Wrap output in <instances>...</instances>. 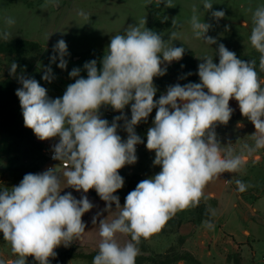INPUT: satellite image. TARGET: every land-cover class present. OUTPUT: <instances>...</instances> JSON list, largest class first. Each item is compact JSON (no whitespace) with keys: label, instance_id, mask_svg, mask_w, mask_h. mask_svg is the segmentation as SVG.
<instances>
[{"label":"clouds","instance_id":"clouds-1","mask_svg":"<svg viewBox=\"0 0 264 264\" xmlns=\"http://www.w3.org/2000/svg\"><path fill=\"white\" fill-rule=\"evenodd\" d=\"M157 2L172 7L171 0ZM212 5L204 0L203 8L209 10ZM52 6H59L58 0H52ZM196 11L194 6L189 21L195 38L215 44V38L205 35L211 25L201 22ZM78 14L89 19L83 12ZM211 15L218 21L225 13L220 10ZM5 23L11 26L15 21L6 18ZM145 23L142 19L139 25H129L122 34L111 36L101 67L97 68L95 59L84 63L86 78L80 76L81 69L73 68L69 77L75 82L66 87L62 97L50 98L37 80L23 73L17 75L18 65L10 64L9 75L21 85L15 95L24 126L41 141L58 138L51 158L62 164L63 171L56 166L28 173L18 185L0 189V233L18 257L0 259V264H26L28 256L38 264H50L49 258L56 256L54 249L68 247L82 237L85 223L81 217L94 205L84 195L80 199L70 192L61 195L65 187L83 193L95 189L105 202L104 211H110L113 204L119 209L112 219L99 220L100 242L92 264H136L141 239L161 231L177 212L198 206L202 198L210 199L211 195H204L210 181L225 172H239L249 156L264 149V80L258 76L256 61L238 59L219 44L218 64L211 56L199 58L203 61L198 65L199 83L168 86L154 100L157 89L153 78L165 75L166 62L179 61L185 49L166 44ZM252 24L250 43L260 53L259 68L264 71V6L252 13ZM0 35L5 41L11 38L6 30ZM176 36L172 32L169 39ZM52 52L42 75L49 83L55 79L51 63L59 60L57 67L66 69L65 57L69 55L63 39L53 45ZM232 98L255 129L250 135L254 143L242 144L238 154L222 146L215 132L218 124L226 125L230 120ZM130 102L129 119L123 110ZM102 106H110L120 115L109 123L101 118ZM153 109L155 117L146 133L145 148L154 151L153 165L161 170L140 181L121 206L114 195L124 184L118 170L136 163V145L143 140L135 126L146 122ZM118 127L127 133L125 140L117 134ZM237 127L243 125L238 122ZM235 184L240 193L249 187L239 179ZM209 212L215 215L214 209L209 208ZM99 215L93 217V224ZM202 226L215 227L210 220L203 221ZM117 234L131 239L121 244Z\"/></svg>","mask_w":264,"mask_h":264},{"label":"rangeland","instance_id":"rangeland-1","mask_svg":"<svg viewBox=\"0 0 264 264\" xmlns=\"http://www.w3.org/2000/svg\"><path fill=\"white\" fill-rule=\"evenodd\" d=\"M208 2L213 4L209 10L203 8L204 0H171L172 7H165L157 0H58L59 6H52V0L27 2L0 0V33L6 30L11 33V38H23L0 42L6 44L1 45L4 49L0 50V86L5 82L3 88H8L5 92H2V88L0 90V122L3 123V120L5 122L4 126L0 127V166L8 169L15 177L33 173L43 167L46 160V155L43 153L45 142L50 146L58 143V138L41 141L31 129L24 126L19 99L15 95V91L21 85L15 76L9 75L10 64L15 62L18 65L17 75L23 73L37 80L47 89L50 98L62 97L66 87L75 82V78L69 77V72L73 68L81 69L80 76L86 78L87 73L83 70V65L95 59L99 69L111 36L122 34L129 25H139L142 19L146 21L145 27L160 34L166 44L172 43L173 47L185 49L179 61L166 62L165 75L153 78V84L157 89L154 100L159 99L168 86L199 83L198 65L203 62L199 58L208 56L214 58L219 44L235 52L238 59L246 62L255 60L258 76L264 80V71L259 68L260 53L250 43L252 13L257 7L264 6V0H208ZM194 6L200 21L211 25L205 35L215 38L217 41L215 44L208 45L203 39L195 38L189 23ZM220 10L224 11L225 16L217 21L211 13ZM80 12L85 13L89 19L79 15ZM6 18H12L15 23L11 26L7 25ZM172 32L177 33L175 40L169 39ZM2 39L0 35V40ZM61 39L66 42L69 53L65 57L68 61L67 67L63 70L57 67L59 60L51 63L55 79L49 83L42 79L43 69L50 64L53 45ZM188 73L192 74L186 75ZM131 103L123 110L129 119ZM6 110L10 111L11 121L6 120L10 118L9 116L3 118L2 113ZM99 111L101 118L108 120L109 123L115 116L120 115L119 111H114L110 106H102ZM155 112L156 109H153L146 122L142 121L135 126V132L142 140H146V133L152 126ZM118 123L122 124L123 121ZM117 133L127 138V133L122 128L118 127ZM148 152L145 145H140L135 153L136 163L125 165L118 170L124 179V184L114 195L119 198L122 196L129 177L142 175L143 179H146L158 173V166L153 165L155 153L152 151L147 155ZM41 172L43 171L39 173ZM68 192L76 199H80L82 195L86 196L94 207L81 217L82 222L85 223L82 237L74 240L68 247L61 245L55 251V258H49L50 264H92L100 242L99 220L106 217L112 219L119 209H115L113 204L110 211H104L105 202L99 198L95 189L83 193L82 190L78 192L66 187L60 194ZM97 213L100 215L97 217V223L93 224V217L97 216ZM157 236L158 234L147 239L149 246L152 247L153 242L157 241ZM130 239V236L117 234V240L121 244ZM147 240L141 239L138 245L140 252L136 257V264H174L175 260L180 264L184 261V264H188L191 261L190 258H176L175 255L168 257V255L144 253L142 249L149 247L146 246ZM254 262L262 264L263 258L258 254ZM26 264H38V262L34 258H29Z\"/></svg>","mask_w":264,"mask_h":264},{"label":"crops","instance_id":"crops-1","mask_svg":"<svg viewBox=\"0 0 264 264\" xmlns=\"http://www.w3.org/2000/svg\"><path fill=\"white\" fill-rule=\"evenodd\" d=\"M13 39L23 38H10V40ZM3 41L5 40H0V42ZM229 107L234 110L230 120L226 125L218 124L215 132L222 146L230 147L234 153L238 154L242 144L254 143L250 135L255 129L248 119L236 118L240 110L234 98L229 100ZM238 122L243 127H237ZM145 144L146 140H143V143L136 145V149ZM46 146L52 148L45 142L44 148ZM151 152L149 151L147 155ZM146 159H148L147 156ZM57 167L59 171H63V168ZM45 170L43 165L33 174ZM160 170L158 166V172ZM22 178L23 176L15 177L8 169L0 166V189L16 186ZM131 179L142 181L143 177L137 175L127 179L123 194L119 198L121 206H123L126 187ZM237 179L249 185L245 192L237 191L235 184ZM64 189L66 187L62 190ZM204 195L205 197L211 195V198H202L198 206L177 212L171 220L167 221L162 230L156 233L158 239L153 242L152 247L149 246L148 240L156 234L146 241V246L149 247L143 250L144 253L190 258L191 261L187 262L188 264H249L250 262L255 264L254 260L259 254L264 264V149H259L249 156L247 164L239 172H225L210 181L204 189ZM209 208L215 210V215L209 212ZM205 220H210L215 227L213 229L203 227L202 222ZM16 258L18 257L13 255L8 242L3 240V235H0V259ZM29 258L34 257H26V263ZM174 264L180 263L175 260Z\"/></svg>","mask_w":264,"mask_h":264},{"label":"trees","instance_id":"trees-1","mask_svg":"<svg viewBox=\"0 0 264 264\" xmlns=\"http://www.w3.org/2000/svg\"><path fill=\"white\" fill-rule=\"evenodd\" d=\"M13 40H18V39H13ZM4 42H6V41H4ZM1 45H6V44H0V50L2 49H4ZM235 53V52H234ZM213 63H216V64H218L219 63V56H218V54L216 53V56L213 58ZM3 85H5V82H3L2 84H1V86H0V90H1V88H2V92H5V91H7L8 90V88L6 89V87L5 88H3ZM7 87H8V85H7ZM3 114V118H5V117H7V116H9L10 118H8V119H6L7 121H11L12 119H11V115H10V111H5V112H3L2 113ZM2 117V116H1ZM13 117V116H12ZM2 118V119H3ZM236 118H238V119H241V120H245V119H247L246 117H243L242 115H241V113H239L238 115H236ZM5 120V121H6ZM3 124H5V122H4V120H3V123L2 122H0V127H3L4 125ZM118 135H120V137L123 139V140H125V136L124 135H122V134H119V133H117ZM140 181L139 180H137V179H131L130 181H129V183H128V185H127V187H126V190H125V193H124V198H123V202H125V197L127 196V194L130 192V191H132V190H134L135 189V187H136V185L139 183ZM93 192V191H92ZM172 219V218H171ZM170 219V220H171ZM0 235L2 236L3 234L2 233H0ZM145 245V244H144ZM146 249V248H145ZM145 249H142V250H145Z\"/></svg>","mask_w":264,"mask_h":264},{"label":"built area","instance_id":"built-area-1","mask_svg":"<svg viewBox=\"0 0 264 264\" xmlns=\"http://www.w3.org/2000/svg\"><path fill=\"white\" fill-rule=\"evenodd\" d=\"M43 153H45L46 155V160L45 162L43 163L44 166H45V169L47 170L48 168L50 167H56V166H60L61 168H63L62 164H60L59 161H56V160H53L51 157H52V151H51V148L49 146H46L43 150ZM223 174V173H222Z\"/></svg>","mask_w":264,"mask_h":264}]
</instances>
